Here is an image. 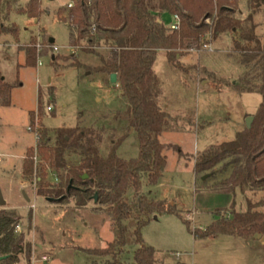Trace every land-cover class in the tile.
<instances>
[{
  "label": "rangeland",
  "instance_id": "1",
  "mask_svg": "<svg viewBox=\"0 0 264 264\" xmlns=\"http://www.w3.org/2000/svg\"><path fill=\"white\" fill-rule=\"evenodd\" d=\"M28 1L10 0V10L3 6V22L17 24L19 39L10 33L0 35V70L8 82L17 83L11 105L0 108V190L22 215L17 231L24 232L31 243V264H102L103 260L81 248H103L113 240L109 215L95 212V201L83 208L72 201L67 205L50 201L36 194V178L33 183L23 178V159L27 150L37 145L36 133L30 130V113L37 111L40 103L42 114L35 125L41 120L52 132L77 125L94 128L100 135L98 147L103 156L125 135L116 152L124 159L136 158L138 135L125 115L127 104L120 84L95 70L100 61L97 53L107 56L108 47L102 41L90 46L85 40L78 46L70 45V27L64 20L68 19V4L74 0H42L44 12L38 18L15 11ZM247 2L238 0V17L248 14ZM61 8L66 11L60 12ZM163 20L169 26L173 17L167 14ZM255 21L264 44V12L257 14ZM231 35L206 38L204 42L211 44V50L202 45L178 56L197 68L183 71L169 64L165 50L158 51L153 66L161 88L157 101L169 113L160 135L167 164L159 185L144 191L154 199L169 200L194 229L205 228L214 220L217 208L232 204L230 195L197 190L195 156L212 144L232 140L262 101L261 94L239 93L232 85L245 68L240 55L232 51ZM32 38L39 55L37 64L29 66L25 65L23 46ZM83 46L93 52H83ZM75 60L83 66L71 64ZM204 67L207 72L202 71ZM69 158L74 161L77 156ZM50 180H57L53 171ZM236 202L239 209L246 208L240 192ZM2 209L8 208L0 206ZM142 232L146 244L157 250L161 264H264V236L196 237L178 215L171 213L152 216ZM136 248H128L123 264H134ZM18 264H27L23 255Z\"/></svg>",
  "mask_w": 264,
  "mask_h": 264
},
{
  "label": "trees",
  "instance_id": "2",
  "mask_svg": "<svg viewBox=\"0 0 264 264\" xmlns=\"http://www.w3.org/2000/svg\"><path fill=\"white\" fill-rule=\"evenodd\" d=\"M5 4L8 10L12 8L10 0H0V35L10 33L18 40L17 24L8 26L3 22ZM247 5L244 18L237 16L238 0H74L69 7L68 21H64L70 27V45L78 46L85 40L90 46L102 41L108 47L107 56L97 53L100 61L95 70L117 73L127 104L125 115L138 135L139 154L131 159L118 156L116 148L125 135L103 156L98 147L100 135L92 127H60L52 132L41 120L35 125L42 114L39 103L37 111L30 113L37 145L27 150L22 175L30 183L37 179V195L63 205L72 201L83 208L95 201L97 194L92 209L109 215L114 238L103 248L81 250L100 258L102 264H123L122 256L134 245V264H161L157 250L146 244L142 232L150 218L159 214L178 215L196 237L264 236V44L255 21V16L264 12V0H248ZM15 11L38 18L44 12L42 0H29ZM63 11L65 8H61ZM167 14L180 17L178 29L171 30L165 24L163 16ZM228 34H232V51L240 55L245 68L232 85L239 93L261 94L262 101L252 114L250 128L237 131L232 140L212 144L195 156L197 190L230 195L232 204L217 208L214 220L205 228L194 229L168 201L154 199L144 191L159 184L167 164L166 146L160 135L168 124L169 113L157 101L161 88L153 66L158 51L165 50L169 64L183 71L197 68L180 57L188 50L201 48L208 37L216 40ZM35 43L32 38L29 45L23 46L25 65L37 64ZM82 51L93 49L83 46ZM71 64L83 66L76 60ZM202 71L207 72L205 67ZM16 84L8 82L0 70V108L11 105ZM50 91L54 95L53 88ZM69 155L77 158L73 161ZM50 171L56 176L55 182L50 180ZM206 174L210 175L202 180ZM237 192L246 200L244 210L237 207ZM21 220L17 209L0 210V257L7 256L0 259V264H18L22 255L31 264V243L24 232L17 231Z\"/></svg>",
  "mask_w": 264,
  "mask_h": 264
},
{
  "label": "water",
  "instance_id": "3",
  "mask_svg": "<svg viewBox=\"0 0 264 264\" xmlns=\"http://www.w3.org/2000/svg\"><path fill=\"white\" fill-rule=\"evenodd\" d=\"M54 38H50V42L51 43H54ZM117 73H111L110 74V82H112V83H116L117 82ZM252 122H253V116L252 115H250V116H248V117H246V127L247 128H250L251 127V125H252ZM210 174H206V175H204L203 177H202V180H204V179H206V177H208ZM84 177H87V176H84ZM97 194H95V197H94V200H95V202L97 201ZM48 200H50V201H52L53 200V198H47ZM29 200V199H28ZM5 204H6V201H5V199H4V197H3V195H2V192H1V190H0V205L1 206H5ZM255 237H261V234H258V233H256L255 235H254ZM7 256H1L0 257V259H2V258H6Z\"/></svg>",
  "mask_w": 264,
  "mask_h": 264
},
{
  "label": "built area",
  "instance_id": "4",
  "mask_svg": "<svg viewBox=\"0 0 264 264\" xmlns=\"http://www.w3.org/2000/svg\"><path fill=\"white\" fill-rule=\"evenodd\" d=\"M72 5H73L72 2H70V3L68 4L69 7H71ZM206 21H207V22H210L211 19L208 18ZM179 26H180V17H179L177 14H175V15H173V22L169 25V27H170L171 30H176V29L179 28ZM208 38H210V37H208ZM203 48H204V49H210V50H211V44L208 43V42H204V44H203ZM54 49H55V50H58V46H55ZM48 110H52V107H51V106H48ZM30 130H31V127H30ZM1 161H2V158H1V156H0V162H1ZM19 228H20V225L17 227V229H19ZM43 258H44V259H47V257H45V256H44Z\"/></svg>",
  "mask_w": 264,
  "mask_h": 264
},
{
  "label": "crops",
  "instance_id": "5",
  "mask_svg": "<svg viewBox=\"0 0 264 264\" xmlns=\"http://www.w3.org/2000/svg\"><path fill=\"white\" fill-rule=\"evenodd\" d=\"M55 42V41H54ZM184 62V61H183ZM159 185V184H158ZM5 201H6V204L5 206H7L8 209H15L14 205H12L11 203H9V199L7 197H4ZM158 200H166L169 202V200L165 199V198H157ZM1 206V205H0ZM5 206H2V207H5Z\"/></svg>",
  "mask_w": 264,
  "mask_h": 264
}]
</instances>
